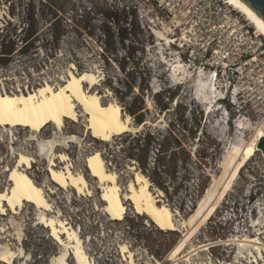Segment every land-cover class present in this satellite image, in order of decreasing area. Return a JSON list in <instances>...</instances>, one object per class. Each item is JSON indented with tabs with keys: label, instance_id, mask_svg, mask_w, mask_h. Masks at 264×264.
<instances>
[{
	"label": "rangeland",
	"instance_id": "1",
	"mask_svg": "<svg viewBox=\"0 0 264 264\" xmlns=\"http://www.w3.org/2000/svg\"><path fill=\"white\" fill-rule=\"evenodd\" d=\"M28 1L35 0H0V43L16 46L0 66V92H31L44 83L55 87L70 71H89L99 78L94 91L104 103L116 102L134 124L137 118L148 124L135 134L101 143L82 137L79 124L71 123L65 136L75 135L84 145L82 155L77 144H69L66 151L74 162L81 156L78 168L85 170L86 155L98 152L107 170L117 173L124 191L133 179L129 168L141 172L136 160L145 159L138 151L133 159L127 157L132 138L146 132L167 137L169 172L161 179L163 191L153 187L163 193L162 204L188 221L211 182L223 175L225 152L233 146L252 151L240 174L242 166L231 178L225 198L218 194L181 243L180 233L157 230L130 208L122 221H110L93 182L92 198L63 192L48 181L46 163L39 158L29 173L52 204L49 216L71 225L91 264H127L120 253L123 245L134 254L135 264H247L250 253H264V157L256 148L264 139V39L245 16L224 0H60L64 12L57 22L36 5L37 39L24 53L20 39ZM107 9L113 15L109 25L116 52L103 58L102 12ZM57 32L59 42L52 38ZM154 32L165 40H158ZM177 64L182 68L173 76ZM202 81L210 102L199 93ZM160 90L168 93L155 96ZM169 95L173 100L167 101ZM48 128L41 136L53 132ZM0 136L1 191L3 172L13 165L18 151L34 155L36 148L26 130H2ZM153 148L149 164L156 153ZM148 170L145 176L156 180ZM38 216L28 205L18 215L0 216V253L15 256L10 263L0 259V264H53L65 254L37 224ZM66 257L67 264H75Z\"/></svg>",
	"mask_w": 264,
	"mask_h": 264
},
{
	"label": "bare ground",
	"instance_id": "2",
	"mask_svg": "<svg viewBox=\"0 0 264 264\" xmlns=\"http://www.w3.org/2000/svg\"><path fill=\"white\" fill-rule=\"evenodd\" d=\"M224 1L245 16L258 35L264 39V22L248 6L241 0ZM153 34L158 40H165L162 34L157 32ZM178 68L182 66L179 64L175 66L172 70L173 76ZM60 82L55 87L53 84L44 83L31 92L16 94L0 92V132L26 130L30 134L28 139L36 148L34 155L18 151L13 165L4 170L5 187L0 191V216L18 215L26 205L33 207L39 213L37 224L47 229L49 238L65 250V254L54 260L53 264H67L66 256L72 258L75 264L91 262L84 251L82 239L71 225L69 226L59 216H49L53 212L52 204L47 200L42 186L36 184L29 173L39 158L46 163L48 181L63 192H73L81 198H92L94 195L89 184L94 183L98 190L99 202L103 204V213L110 221H122L130 208L131 212L147 219L157 230L180 233L181 243L191 235L190 233L200 223L203 213H206L204 211L215 202L218 194L227 191L231 178L252 152L245 148L241 150L239 146H233L225 152L222 159L223 175L218 182H211L206 198L201 201L196 213L185 221L178 218V213L174 209L161 203L163 193L154 188L149 179L137 171L136 167L129 168L134 171L133 179H129V182L127 180L124 191L120 187L122 183L120 184L121 180L119 181L117 173L107 170L105 160L98 152H89L91 154L86 155L82 161L85 170L78 168L84 145L75 135L65 136V130H68L67 127L71 123L79 124L82 137L89 136L94 142L101 143L110 142L124 134H135L144 124L136 126L123 112L120 104L104 103L103 98L94 91V87L99 84V78L92 72L76 74L70 71ZM199 83V93L202 96L206 90L205 82ZM203 96L206 101L209 98L208 92L206 91ZM147 104L151 106L150 100ZM147 125L145 123V126ZM50 127L53 132L50 131L48 137L41 136L43 131L46 128L49 130ZM74 130L76 132V129ZM69 144L78 145L79 162H74L66 152ZM49 192L53 194L54 191L51 189ZM120 253L122 261L135 264L134 254L127 246H121ZM14 257V254L8 251L0 253L3 263L5 261L10 263ZM248 257L250 262L247 264H264L262 251L255 255L250 253ZM155 264H159L158 261Z\"/></svg>",
	"mask_w": 264,
	"mask_h": 264
},
{
	"label": "trees",
	"instance_id": "3",
	"mask_svg": "<svg viewBox=\"0 0 264 264\" xmlns=\"http://www.w3.org/2000/svg\"><path fill=\"white\" fill-rule=\"evenodd\" d=\"M64 2V1H63ZM60 0H35V1H28V3L25 5L24 11L27 13L26 17V29H24L23 36L20 39L22 48L20 51H23L24 53H29L31 47L35 43L37 39V17L39 16L35 10L36 5H38L41 8V12L44 10L49 13V19L54 21H59L60 14H63L64 12V3ZM104 17V23L102 24V35L104 39L103 43V58L105 55H111L116 52V37L114 32L111 28V20H113V15L111 13V10L107 9L102 12ZM53 40L55 42H59L61 40V35L57 32L53 34L52 36ZM0 43V66L5 65L11 56V54L14 52V44L13 47L10 49L9 47L4 46ZM167 90H160L158 92H155V96L163 97L167 94ZM172 97L169 95L167 98V101H170ZM173 100V99H172ZM157 103V102H156ZM165 108H162L164 110ZM129 112V111H128ZM130 116V115H129ZM131 117V116H130ZM136 126H140L144 124L146 121H144L141 118H137L136 120ZM122 136H130V134H124ZM167 137H159L156 138L153 133L146 132L143 135L135 136L132 138V143L126 148L127 151V157L132 158L135 156V151H138L139 154H142V156L145 157L143 163H140L139 160H136L137 163L142 166L141 172L143 175H146V172H148V168L151 170V174L156 178V180L152 176L150 177L147 175V178L151 182L152 186H156L159 189H162V182L161 179L163 177V174L166 175L168 170V162H167V156L168 154V147L166 146ZM153 147H156L154 153V158L151 160L153 161L152 164H149L148 159L150 155V150L154 149ZM151 165V167H150ZM246 165V164H245ZM244 165V166H245ZM244 166L239 170L238 174H240L241 170L244 168ZM161 182V183H160ZM227 192H224L220 195L219 198H225ZM218 203V202H217ZM215 205V204H214Z\"/></svg>",
	"mask_w": 264,
	"mask_h": 264
},
{
	"label": "water",
	"instance_id": "4",
	"mask_svg": "<svg viewBox=\"0 0 264 264\" xmlns=\"http://www.w3.org/2000/svg\"><path fill=\"white\" fill-rule=\"evenodd\" d=\"M264 22V0H241ZM257 149L264 155V140L261 139Z\"/></svg>",
	"mask_w": 264,
	"mask_h": 264
},
{
	"label": "built area",
	"instance_id": "5",
	"mask_svg": "<svg viewBox=\"0 0 264 264\" xmlns=\"http://www.w3.org/2000/svg\"><path fill=\"white\" fill-rule=\"evenodd\" d=\"M213 80H216V73H213L212 76Z\"/></svg>",
	"mask_w": 264,
	"mask_h": 264
}]
</instances>
